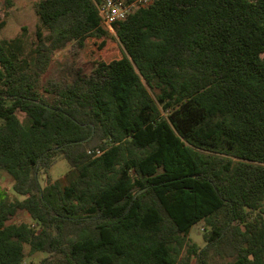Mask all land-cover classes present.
Segmentation results:
<instances>
[{
	"label": "trees",
	"instance_id": "obj_1",
	"mask_svg": "<svg viewBox=\"0 0 264 264\" xmlns=\"http://www.w3.org/2000/svg\"><path fill=\"white\" fill-rule=\"evenodd\" d=\"M100 1L36 0V40L0 38L22 197L0 196V264H264V0H155L114 24L121 56L44 85L57 52L111 35Z\"/></svg>",
	"mask_w": 264,
	"mask_h": 264
},
{
	"label": "rangeland",
	"instance_id": "obj_2",
	"mask_svg": "<svg viewBox=\"0 0 264 264\" xmlns=\"http://www.w3.org/2000/svg\"><path fill=\"white\" fill-rule=\"evenodd\" d=\"M13 5L2 7V15L6 19V25L0 30V38L12 39L20 34H24L27 41L36 40L35 32L41 26V20L36 12L34 2L36 0H13ZM1 5V0H0ZM24 27L26 29H24ZM115 33L100 39L89 38L83 49H80L75 43H70L65 49L57 52L54 61L44 75L43 83L62 85L73 80V74L76 71L83 74L92 72L95 64L108 62L113 58L121 56L120 46ZM70 166L67 160L60 156L56 163L50 169V176L53 180L62 179ZM13 177L6 171H0V196L14 198L18 196L13 190ZM22 198L21 196H18ZM10 222H31V217L26 210H20L13 216ZM204 227L205 223L199 221L194 224L190 230L189 243L204 245ZM185 253V251H184ZM43 253L38 252L27 257L24 264H36Z\"/></svg>",
	"mask_w": 264,
	"mask_h": 264
},
{
	"label": "built area",
	"instance_id": "obj_3",
	"mask_svg": "<svg viewBox=\"0 0 264 264\" xmlns=\"http://www.w3.org/2000/svg\"><path fill=\"white\" fill-rule=\"evenodd\" d=\"M155 0H101L97 3L103 24L115 33L114 24L126 19L136 9L148 6Z\"/></svg>",
	"mask_w": 264,
	"mask_h": 264
}]
</instances>
